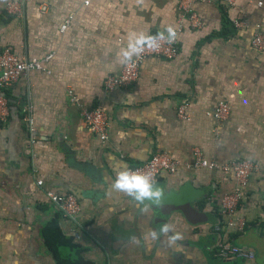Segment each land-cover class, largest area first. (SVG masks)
<instances>
[{"label": "crops", "instance_id": "crops-1", "mask_svg": "<svg viewBox=\"0 0 264 264\" xmlns=\"http://www.w3.org/2000/svg\"><path fill=\"white\" fill-rule=\"evenodd\" d=\"M9 1L0 0V49L19 58L53 57L48 74L30 72L4 91L10 116L0 122V264H54L42 230L57 216L63 235L91 264H264V54L251 46L254 34L264 33L262 0L196 4L202 26L182 32L178 56L148 58L135 83L111 92L105 79L122 71V51L140 34L175 28L177 0H91L89 6L23 0L20 17L7 12ZM182 104L188 121L177 118ZM220 104L231 109L222 123L213 116ZM23 105L31 108V132L21 120ZM97 106L109 118L105 143L82 118V109ZM196 149L220 166H259L242 188V233L222 228L220 214L221 199L238 189L237 181L195 168ZM162 153L181 167L157 177L158 204L111 187L117 171ZM46 190L78 198L75 222L58 213ZM223 242L255 257L222 259Z\"/></svg>", "mask_w": 264, "mask_h": 264}, {"label": "built area", "instance_id": "built-area-1", "mask_svg": "<svg viewBox=\"0 0 264 264\" xmlns=\"http://www.w3.org/2000/svg\"><path fill=\"white\" fill-rule=\"evenodd\" d=\"M240 0H177V12L180 16L175 26L176 36L170 43L166 41H158V47H150L145 44L142 50L136 54L132 59L125 62L122 71L117 75H109L105 79L104 89L106 91H114L116 89L126 88L135 83L140 75L141 69L145 61L150 57H159L166 60H173L179 54V36L185 29L200 28L202 21L194 10L198 3H216L219 5H226L236 7ZM23 0H12L6 5L8 13L20 17L22 15ZM91 0H85L86 6L90 5ZM258 6H264V0L257 3ZM48 6L46 4L40 5L41 11H46ZM69 16L60 26V33L65 32L69 28ZM235 28L242 27V22L236 21ZM166 35V34H165ZM251 46L254 50L264 54V33L257 32L251 40ZM53 54L49 53L42 57L33 58H19L11 49H0V122L6 123L10 116L9 100L4 91L11 88L17 83L21 77L26 76L30 72L38 74H48L46 65L52 59ZM71 102L79 103L77 97L72 90L68 91ZM187 104H182L176 112L177 118L180 121H188ZM21 120L29 132L33 130V122L31 118V108L29 105H23L21 108ZM231 109L226 104H220L214 111V118L218 123L225 122L230 116ZM82 118L90 129L101 142H107L109 138V118L107 113L100 108L92 107L90 109H82ZM194 167L202 168L209 171H220L222 173L231 174L238 183V189L234 192L227 193L223 196L220 202V214L222 216V228L242 233L246 229V221L237 216V209L242 199V188L245 187L249 178L253 173H259L258 165L249 161H235L223 166L217 163L210 162L203 158L200 150L196 149L193 153ZM181 163L166 154H155L149 160L139 166H133L128 169L135 170L142 173L150 174L151 178L156 181L157 177L162 173L174 174L179 171ZM43 186V181L39 180L37 183ZM46 196L50 203L54 205L56 210L63 218L71 221H76L80 213V202L74 194L58 192L54 190H46ZM217 255L222 259H253L255 254L245 247L237 246L232 243L223 242L218 246Z\"/></svg>", "mask_w": 264, "mask_h": 264}, {"label": "clouds", "instance_id": "clouds-1", "mask_svg": "<svg viewBox=\"0 0 264 264\" xmlns=\"http://www.w3.org/2000/svg\"><path fill=\"white\" fill-rule=\"evenodd\" d=\"M166 33V35H165ZM176 30L172 26L166 27L164 32H158L155 35L140 34L134 40L130 41L126 50L122 51L124 61H129L134 55L138 54L142 47L147 44L150 47H158V41L171 42L175 39ZM111 187L121 193H127L134 201H151L158 204L163 196V191L156 186L154 179L150 174L138 172L130 169H121L116 172ZM163 230H167V225Z\"/></svg>", "mask_w": 264, "mask_h": 264}, {"label": "trees", "instance_id": "trees-1", "mask_svg": "<svg viewBox=\"0 0 264 264\" xmlns=\"http://www.w3.org/2000/svg\"><path fill=\"white\" fill-rule=\"evenodd\" d=\"M59 226L57 216L48 222L42 230V237L54 258V264H91L83 258V249L74 244L70 237H65Z\"/></svg>", "mask_w": 264, "mask_h": 264}]
</instances>
